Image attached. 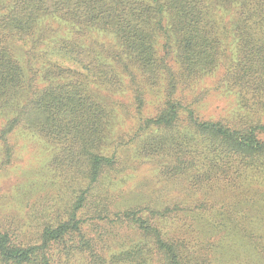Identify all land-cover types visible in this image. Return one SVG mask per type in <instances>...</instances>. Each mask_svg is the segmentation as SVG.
<instances>
[{"label":"trees","instance_id":"obj_1","mask_svg":"<svg viewBox=\"0 0 264 264\" xmlns=\"http://www.w3.org/2000/svg\"><path fill=\"white\" fill-rule=\"evenodd\" d=\"M60 29L67 36L47 44ZM92 32L117 47L87 46ZM223 67L246 113L203 120L177 93ZM42 71L56 80L37 88ZM136 73L166 93L154 117H140L138 155L203 198L112 213L107 203L91 217L95 198L110 202L97 190L117 161L105 149L112 111L90 83L118 91L131 77L141 116ZM0 116L7 162L9 135L24 128L57 149L53 165L83 188L67 218L28 242L0 231V264H264V0H0ZM86 216L108 217L118 232H87Z\"/></svg>","mask_w":264,"mask_h":264},{"label":"rangeland","instance_id":"obj_2","mask_svg":"<svg viewBox=\"0 0 264 264\" xmlns=\"http://www.w3.org/2000/svg\"><path fill=\"white\" fill-rule=\"evenodd\" d=\"M52 27L53 30L60 28L58 24ZM98 33L92 32L85 44L97 48L99 53L103 52L102 46H116V42H109V39L103 42L106 36ZM67 34L68 31L60 29V32L50 33L46 42L53 44L54 40ZM46 48L44 44L39 51ZM26 58L29 60L30 57ZM35 61L36 68H43L47 64L44 60ZM29 68L28 65L30 78L34 71H29ZM119 70L122 72L121 68ZM136 76L145 99L141 116L134 100L137 85H132L131 77L123 74V87L118 91L99 83H90V87L112 111L105 149L106 154L114 155L117 161L97 190L99 197H108L110 202L95 198L96 204L89 209L88 216L91 217L102 211L107 203L112 213L136 206L166 207L176 203L187 205L203 198L202 194L192 196L188 192L186 181L174 184L161 179L158 164L138 155L136 131L140 117H154L166 93L163 87L146 84L139 73ZM223 76L224 67L214 74L191 82L189 86L180 87L177 98L184 102L186 108L194 109L203 120H238L246 110L241 108L238 94L222 83ZM55 80L45 79L42 71L37 77V88H44ZM5 123V117L0 116V134ZM8 142L12 147V157L7 162L0 135V231L9 230L28 242L38 235L46 222H50L59 213L67 218L64 209L69 208L74 196L81 194L83 188L80 189L78 182L53 165L57 149L45 139L24 128H17L9 135ZM85 211L87 212L86 208ZM88 216L84 217L89 222L85 226L87 232L97 231V234H101L105 232V227L112 228V225H108V217L102 221H90ZM95 223L97 228L93 226ZM98 224H102L101 227L98 228ZM117 232L112 228V233ZM121 234L124 233L121 231Z\"/></svg>","mask_w":264,"mask_h":264}]
</instances>
